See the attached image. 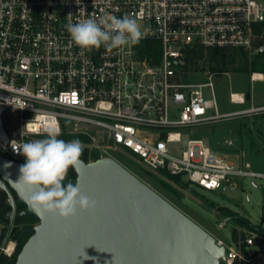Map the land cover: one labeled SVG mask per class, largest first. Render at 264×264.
Masks as SVG:
<instances>
[{
  "label": "built area",
  "instance_id": "obj_1",
  "mask_svg": "<svg viewBox=\"0 0 264 264\" xmlns=\"http://www.w3.org/2000/svg\"><path fill=\"white\" fill-rule=\"evenodd\" d=\"M125 15L147 29L137 45L89 51L67 32L68 24L82 19ZM148 43L155 49L151 59L141 55ZM198 46L264 58V0H0V157L22 165L26 158L13 151L12 141L19 146L45 136L49 127L62 134L72 124L88 138L87 163L96 161L93 153L99 160L127 149L148 174L186 177L207 191L232 185L233 178H264L244 153L234 164L202 140L184 142L197 130L264 112V105L222 112L217 74L207 72L205 82L191 77L197 73L188 53ZM259 74L250 80H264ZM240 95L235 100L232 93L231 103L245 104L246 95ZM1 192L0 256L12 259L18 242L12 231L5 239ZM225 226L227 221L218 224ZM210 235L225 248V264L264 258L263 252L250 257ZM257 239L264 236L251 234L246 246L259 244Z\"/></svg>",
  "mask_w": 264,
  "mask_h": 264
},
{
  "label": "water",
  "instance_id": "obj_2",
  "mask_svg": "<svg viewBox=\"0 0 264 264\" xmlns=\"http://www.w3.org/2000/svg\"><path fill=\"white\" fill-rule=\"evenodd\" d=\"M75 170L82 192L94 209L64 220L29 209L32 189L18 183L20 164L0 157V190L12 210L5 239L14 226L15 200L26 206L19 215L39 223L15 264H222L224 247L209 232L165 200L113 158L91 163L81 159ZM259 243V240L256 241ZM87 258V259H85Z\"/></svg>",
  "mask_w": 264,
  "mask_h": 264
},
{
  "label": "rangeland",
  "instance_id": "obj_3",
  "mask_svg": "<svg viewBox=\"0 0 264 264\" xmlns=\"http://www.w3.org/2000/svg\"><path fill=\"white\" fill-rule=\"evenodd\" d=\"M227 53L238 54V52ZM246 57L250 65L257 62L264 67V58ZM242 58L243 56L238 57L234 64H229L228 73L215 76L216 94L222 112L248 110L264 105V80L254 82L250 80V75L257 71H232L234 67L242 65ZM190 66L197 73L191 76L194 82L208 80L207 72L211 71V64L207 57L198 61L197 65L190 64ZM232 93L245 94V104L231 103ZM62 133L77 134L78 132L74 125L65 124ZM42 138L45 136L35 137L32 140ZM190 139L202 140L205 146L226 156L234 164H240L241 153H244L245 161L252 164V169L264 174V112L227 119L207 129L197 130L191 135L184 136V142ZM228 141H232L233 145L228 146ZM170 149L176 152L179 145L171 144ZM110 156L204 230L222 239L228 247L238 249L250 257L260 252L264 253V240L253 246H246L245 241L251 234L264 236V178H233L232 185L223 183L217 191H207L189 183L186 177L182 180H174L169 177L149 176L146 168L138 163L127 149L123 152L111 151ZM21 163L24 164L25 161ZM67 178L68 176L66 180ZM70 181L73 184L76 182L74 179ZM165 183L172 186L174 191ZM219 207L229 208L236 212V216L248 219L253 228L239 224L234 217L226 216L218 209ZM222 221H227V226L221 229L218 224ZM234 230L237 232V242L233 237ZM237 264H264V258L252 262L237 261Z\"/></svg>",
  "mask_w": 264,
  "mask_h": 264
},
{
  "label": "clouds",
  "instance_id": "obj_4",
  "mask_svg": "<svg viewBox=\"0 0 264 264\" xmlns=\"http://www.w3.org/2000/svg\"><path fill=\"white\" fill-rule=\"evenodd\" d=\"M71 41L81 49L109 51L124 46H134L147 34L134 17L106 16L82 19L66 26ZM45 138L36 139L16 146L13 151L26 160L20 166L18 183L32 189L25 201L29 209L39 215L41 212L54 214L64 220L75 217L78 212L94 209L97 201L85 195L78 184L69 181L65 184L69 170H76L82 162L83 143L79 139L65 141L58 127L44 130ZM87 259V258H85Z\"/></svg>",
  "mask_w": 264,
  "mask_h": 264
},
{
  "label": "trees",
  "instance_id": "obj_5",
  "mask_svg": "<svg viewBox=\"0 0 264 264\" xmlns=\"http://www.w3.org/2000/svg\"><path fill=\"white\" fill-rule=\"evenodd\" d=\"M143 49L141 51V55L143 58L151 59L152 55L155 53V49L152 46V43H148L147 45H143ZM243 56V62L241 66L234 67L232 71L235 72H249L250 70L252 71H257L260 73L264 74V67L260 66L257 62L252 63L251 65L249 64L247 57L244 54H231L229 55L225 50H219V49H214V50H206L203 47H194L191 49L188 53L189 57V63L194 65H197V62L203 59L204 57H207L209 59V62L211 64V72L215 73L217 75H222L224 73L229 72V64H234L236 62V58L242 57ZM189 64V65H190ZM65 141H70L73 139H79L82 141V143H86L88 141V138L85 137L82 134H68V133H62L61 136L59 137ZM99 156L95 153L92 154V159L97 160ZM82 160L88 162L89 160V154H88V149L83 147V155L81 157ZM149 176H153L151 174H148ZM170 179L174 180H181L179 177H173V176H168ZM71 179L76 180L77 179V174L75 170L70 169L68 173V178L64 182L67 184ZM182 182V181H181ZM165 185L169 187L170 189L173 190L172 186L169 184ZM7 200V194L4 193L2 197V212L3 216L6 212L11 210V207L6 204ZM26 206L23 204L19 205L20 210L24 209ZM220 211H222L226 216L228 217H234L236 222H238L241 225L247 226L249 228H253L251 226L250 222L246 218H241L240 216H236V212L233 210L226 208V207H219ZM5 221V220H4ZM6 225L8 224V221H5ZM39 223V219L35 216H26V215H18L15 219L14 222V227H13V234L15 235V238L17 239V250L16 254L12 259H8L5 256H0V264H15L16 259L20 251L22 250L23 246L26 244L28 241L30 234L28 231L32 230L37 224ZM233 237L235 241H238L237 237V232L234 230L233 232Z\"/></svg>",
  "mask_w": 264,
  "mask_h": 264
},
{
  "label": "flooded vegetation",
  "instance_id": "obj_6",
  "mask_svg": "<svg viewBox=\"0 0 264 264\" xmlns=\"http://www.w3.org/2000/svg\"><path fill=\"white\" fill-rule=\"evenodd\" d=\"M5 192H1V198L3 197V194H4ZM11 193H12V195H13V197H14V200H15V208H16V211H15V216H14V222H15V219H16V217L19 215V213L22 211V210H24V209H22V210H20V208H19V203L17 202V199H18V197H17V195H16V193L14 192V191H11ZM11 210H12V208H11ZM10 210V211H11ZM10 211H8V212H6L5 214H4V216L7 214V213H9ZM5 221H7V220H5ZM8 224H9V221H8ZM14 227V226H13Z\"/></svg>",
  "mask_w": 264,
  "mask_h": 264
},
{
  "label": "bare ground",
  "instance_id": "obj_7",
  "mask_svg": "<svg viewBox=\"0 0 264 264\" xmlns=\"http://www.w3.org/2000/svg\"><path fill=\"white\" fill-rule=\"evenodd\" d=\"M259 78H263L262 74H259ZM235 100H242L240 94L233 93Z\"/></svg>",
  "mask_w": 264,
  "mask_h": 264
}]
</instances>
